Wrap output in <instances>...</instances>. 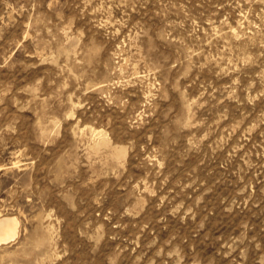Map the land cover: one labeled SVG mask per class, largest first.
<instances>
[{
    "label": "rangeland",
    "instance_id": "rangeland-1",
    "mask_svg": "<svg viewBox=\"0 0 264 264\" xmlns=\"http://www.w3.org/2000/svg\"><path fill=\"white\" fill-rule=\"evenodd\" d=\"M0 264H264V0H0Z\"/></svg>",
    "mask_w": 264,
    "mask_h": 264
},
{
    "label": "bare ground",
    "instance_id": "bare-ground-1",
    "mask_svg": "<svg viewBox=\"0 0 264 264\" xmlns=\"http://www.w3.org/2000/svg\"><path fill=\"white\" fill-rule=\"evenodd\" d=\"M19 235V221L15 217L0 218V243L15 240Z\"/></svg>",
    "mask_w": 264,
    "mask_h": 264
}]
</instances>
